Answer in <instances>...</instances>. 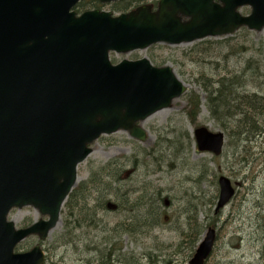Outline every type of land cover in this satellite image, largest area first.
I'll return each instance as SVG.
<instances>
[{
  "label": "water",
  "instance_id": "1",
  "mask_svg": "<svg viewBox=\"0 0 264 264\" xmlns=\"http://www.w3.org/2000/svg\"><path fill=\"white\" fill-rule=\"evenodd\" d=\"M77 1L0 0V226L6 233L0 264H43L40 246L22 253L13 247L29 235L45 239L56 226L91 144L118 130L145 141L139 123L185 92L170 66L145 57L112 64L110 52L264 28V0H159L153 11L141 5L115 17L98 10L76 15L70 8ZM243 6L248 14L239 11ZM193 136L199 151L220 154L222 132L203 125ZM217 182L215 210L234 194L227 177ZM25 206L41 217L16 229L6 215ZM214 240L208 228L188 263L203 264Z\"/></svg>",
  "mask_w": 264,
  "mask_h": 264
},
{
  "label": "rangeland",
  "instance_id": "2",
  "mask_svg": "<svg viewBox=\"0 0 264 264\" xmlns=\"http://www.w3.org/2000/svg\"><path fill=\"white\" fill-rule=\"evenodd\" d=\"M112 4L100 8L117 14L113 8L125 5ZM209 39L217 42L209 51L198 40L110 54L113 63L145 57L154 65H168L186 91L171 107L140 122L145 141L119 130L91 145L73 187L82 186L80 201L62 205L59 222L44 240L30 236L23 241L27 249L41 246L44 264H188L208 228L216 238L204 264H264V29L241 28ZM190 48L195 51L187 53ZM221 78L231 91L227 100L233 111L240 109L235 96L258 97L255 115L248 114L246 124L236 122L238 117L216 120L210 115L204 86L216 88ZM191 93L201 101L194 124L185 115ZM198 125L224 134L220 155L197 149L193 130ZM219 175L228 177L235 193L215 210ZM39 216L32 207L8 214L16 226Z\"/></svg>",
  "mask_w": 264,
  "mask_h": 264
},
{
  "label": "trees",
  "instance_id": "3",
  "mask_svg": "<svg viewBox=\"0 0 264 264\" xmlns=\"http://www.w3.org/2000/svg\"><path fill=\"white\" fill-rule=\"evenodd\" d=\"M96 1V0H95ZM132 0H127L124 1L125 5L120 7L121 9H126L128 7H130L131 4H129L128 2L131 3ZM94 3V1H93ZM84 4L78 3L77 5V10H80L81 8H83ZM217 42H215L212 39L206 38V39H202L200 41H198V45L202 46L204 51H209L212 46L214 44H216ZM196 44V45H197ZM195 50L190 48L187 53H193ZM152 60H154V58H152ZM161 63H157L156 65H159ZM225 79L221 78L219 79L217 82H215L214 84L217 85L216 88L213 87V83H211L209 86H204V90L206 91V106L208 108V111L210 113V115L215 118L216 120H219L220 118H233V117H238L235 121L238 123H243L246 124L245 122V118L248 114H254L255 115V104L258 101V97L254 94L252 95H242V96H235L232 100H237L239 99V101H237L238 105L240 106L238 110H232L230 111V116L225 115L224 112L226 110V112L228 111V109H230V104L227 100V95L229 93H231V91L229 90V88L224 84ZM228 92V93H227ZM188 100H187V106L185 108V115L187 116V118L189 119V121L191 123H195L196 119H197V115L199 113V109H200V105H201V101L200 98L198 96V94L196 93H191L188 95ZM226 117V118H225ZM244 126V125H243ZM107 165V164H105ZM102 165V166H105ZM108 166V165H107ZM103 167H98L97 168V172H104V170H102ZM114 180H118V176L114 177ZM90 183V181H89ZM94 183V182H93ZM91 185V184H90ZM94 185V184H93ZM81 185L79 186V188L76 190L74 188H72V190L70 191V193L68 194L66 200L64 201L63 205L65 206H69L70 202L72 201V199L76 200V202L80 201V196H79V192L81 190ZM78 192V193H77ZM110 194L112 192H109ZM87 197V194H85V196H82V202L84 201V199ZM107 203V202H106ZM118 206V205H117ZM72 207V206H71ZM107 207L109 208H114L115 205L112 203H108ZM118 226V225H117ZM125 232H130L129 229H124ZM109 251H111L109 249ZM112 252H108V255H110Z\"/></svg>",
  "mask_w": 264,
  "mask_h": 264
},
{
  "label": "flooded vegetation",
  "instance_id": "4",
  "mask_svg": "<svg viewBox=\"0 0 264 264\" xmlns=\"http://www.w3.org/2000/svg\"><path fill=\"white\" fill-rule=\"evenodd\" d=\"M93 1H94V3H93ZM141 1H144V2H149V3H152L151 1H149V0H141ZM85 2H87V3H89L90 5H92V6H90V7H86L85 9H98V8H100L101 7V4H98V3H96V1L95 0H82L80 3L81 4H83V3H85ZM85 9H83V10H85ZM8 219H10V218H8ZM30 224V223H29ZM28 224H25V225H20V226H16L15 225V227L16 228H23V227H25V226H27ZM30 236H35V235H30ZM30 236H27L26 238H24V239H22V240H20L19 242H17L15 245H14V247H13V253H22V252H26V251H28L29 249H31L35 244H37V243H35L31 248H29V249H27V247L25 246V244L23 243V241L24 240H26L28 237H30ZM6 238V233H5V228L4 227H2V226H0V243L1 242H5V239Z\"/></svg>",
  "mask_w": 264,
  "mask_h": 264
},
{
  "label": "bare ground",
  "instance_id": "5",
  "mask_svg": "<svg viewBox=\"0 0 264 264\" xmlns=\"http://www.w3.org/2000/svg\"><path fill=\"white\" fill-rule=\"evenodd\" d=\"M230 111H231V109H228L227 112H226V110H225L224 114L230 116V115H229V114H230ZM231 112H232V111H231ZM8 214H9V213H8ZM8 214H7L6 216H8Z\"/></svg>",
  "mask_w": 264,
  "mask_h": 264
}]
</instances>
